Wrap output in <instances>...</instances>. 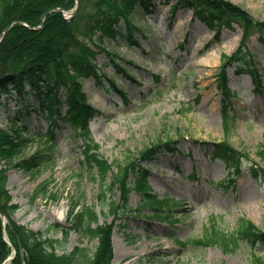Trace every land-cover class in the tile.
Segmentation results:
<instances>
[{
  "label": "rangeland",
  "instance_id": "obj_1",
  "mask_svg": "<svg viewBox=\"0 0 264 264\" xmlns=\"http://www.w3.org/2000/svg\"><path fill=\"white\" fill-rule=\"evenodd\" d=\"M155 1L151 13L135 15L134 21L141 28L135 32V42L124 37L94 36L93 45L101 43L106 48L99 50L95 59L102 68L103 82L95 76L79 77L85 102L99 110L89 122L90 136L99 144L100 154L114 164V171L105 179L99 177L97 166L92 170L87 166L84 139L72 120L61 117L52 125L37 106H31V113H27L26 98L15 94L22 100L17 106V100L10 101L6 94L0 97V125L8 130L14 126L20 139L27 137L21 145L22 157H30L44 146L40 136L46 140L49 129L55 130L49 163L33 169L24 161L18 163L22 158L19 154L2 158L7 159L4 169L11 203H18L12 219L28 230L42 231L46 238H64L55 225L66 226L69 241L60 245L59 251L77 245L95 248L97 239L89 238L74 216L69 218L79 201L77 209L93 207L99 224H113L112 264H260L256 257L264 260V241L256 247L244 242L230 253L219 246H196L193 241L213 223L229 233L241 217L264 225V181L249 174L253 163L264 165V157L258 152L264 142V89L257 90L248 74L238 75L235 67L229 68L230 85L237 96L228 105L232 121L226 127L221 101L224 95L217 88L223 55L238 49L242 30L235 24L217 33V28L175 0ZM230 1L264 21V0ZM260 38L258 32L251 36L249 53L264 77V41ZM88 44L92 46L91 41ZM120 58L124 59L123 66H130L133 78L115 70ZM28 89V101L37 102L36 94ZM66 90L61 87L59 91L62 100L67 97ZM66 108L64 105V111ZM19 110L23 112L20 115ZM23 123L37 138H29V133L19 128ZM168 141L170 146H179L173 155L176 162L156 173L154 168L161 165H147L144 154L151 150L153 154L156 149L162 153ZM222 141L244 157L242 176L228 187L224 181L229 170L224 160L211 154L215 144ZM131 163L148 171L151 194L170 199L166 210L171 218H155V214L163 217L167 213L152 215V206L145 205L143 193L134 190L117 221L113 219L109 202H121V192L119 187H109L115 174L125 172ZM134 177L131 173L130 179ZM105 189L106 196L100 197ZM181 241L189 243L182 245Z\"/></svg>",
  "mask_w": 264,
  "mask_h": 264
},
{
  "label": "trees",
  "instance_id": "obj_2",
  "mask_svg": "<svg viewBox=\"0 0 264 264\" xmlns=\"http://www.w3.org/2000/svg\"><path fill=\"white\" fill-rule=\"evenodd\" d=\"M177 1L194 8L199 17L210 24L213 21H218L219 25H231L232 22H238L244 28L242 49L228 56V61L218 76V86L229 100L236 95V91L228 86L227 66L237 61L238 71L246 69L244 67L248 56L244 53L247 50L246 40L255 29L264 33V22L256 21L246 10L228 0ZM74 4L75 0H0V37L4 29L13 21L26 22L31 27H35L40 24V17L46 10L59 6L71 9ZM150 6H153V0H80V8L74 19L68 21L62 13L52 11L46 16L41 29L15 23L0 43V97L4 94L11 97L14 94L26 97L30 93L26 88L30 86L38 95L42 111L50 114L49 116L44 114L45 117L52 118L56 113L61 114V109L58 107V103H61L58 91L61 87H66L69 118L82 129V135L86 139L85 153L89 167L92 168L94 164H97L103 176L111 171L112 166L96 151L91 153V149L99 147L91 138L88 128V120L95 110L85 103L81 83L78 80L80 74L100 75V69L94 62L97 52L87 45L85 38L93 41V33L100 31L101 36H122L132 39L137 28L132 14L143 10L149 11ZM119 70L128 73L127 68H119ZM249 71L255 75L256 79L258 78V71L254 66L249 67ZM33 104L36 103L33 102ZM225 116L228 126L232 117L227 111H225ZM20 137L18 129H14L13 134H9L0 127V161L4 156L23 155L21 145L25 140ZM52 137L51 132L49 139ZM218 145L223 147L220 152L227 155L230 164L238 168L236 151L228 143ZM260 152L264 155L263 145ZM48 156L41 149L28 159L22 157L18 163L24 161L34 169L47 161ZM152 157V150L145 152L144 159ZM130 167V170L138 171L135 163H131ZM6 170L0 168V209L10 217L11 224L7 226V230L11 240L18 247L17 238H19L26 249V264H111L114 257L111 240L113 224H98L97 212L90 206L77 209V206H80L79 201L74 203L69 218L74 216L80 227L84 229V233L89 238L98 240L95 248L76 246L69 253H59L57 251L59 245H64L69 239L68 228L57 225V228L64 234L63 239L45 238L42 231L28 230L25 225L13 220L12 216L17 205L11 203V195L6 188ZM251 171L255 175H264V168L258 165L253 166ZM127 172L128 170L124 174V179L119 181L125 201L130 191L126 178ZM137 178L140 179L137 188L146 192L149 188L146 176L142 175V178L141 176ZM115 185L113 183L110 188ZM36 195L35 193L33 200ZM147 196H149V202L155 207L160 208L164 205L163 200L150 197L151 195L148 194ZM111 204L112 213H116L119 210L118 205L115 201ZM206 232V235L196 239L195 243L218 245L225 252L235 251L241 243L256 245L258 240L264 239V227L260 228L246 218H241L236 229L231 233L225 232L217 225H212ZM10 252L11 248L3 238L0 216V264ZM256 260L264 264L261 257H256ZM11 264H22L19 252Z\"/></svg>",
  "mask_w": 264,
  "mask_h": 264
},
{
  "label": "water",
  "instance_id": "obj_3",
  "mask_svg": "<svg viewBox=\"0 0 264 264\" xmlns=\"http://www.w3.org/2000/svg\"><path fill=\"white\" fill-rule=\"evenodd\" d=\"M60 11H62V9H59ZM77 12V10L75 11V13ZM48 13V11H46L43 15H42V23H43V20H44V16ZM74 13V14H75ZM3 214V213H2ZM21 247V246H20ZM21 256L22 258L24 259V249L21 247ZM24 264V263H23Z\"/></svg>",
  "mask_w": 264,
  "mask_h": 264
},
{
  "label": "bare ground",
  "instance_id": "obj_4",
  "mask_svg": "<svg viewBox=\"0 0 264 264\" xmlns=\"http://www.w3.org/2000/svg\"><path fill=\"white\" fill-rule=\"evenodd\" d=\"M161 156H162V155H161ZM158 184H160V182H158ZM59 216H60V218H59V219H61V218H62V215H60V214H59Z\"/></svg>",
  "mask_w": 264,
  "mask_h": 264
}]
</instances>
